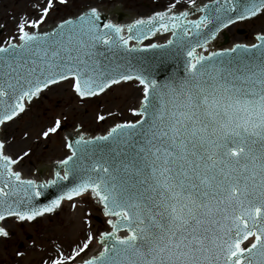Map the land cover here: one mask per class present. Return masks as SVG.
Instances as JSON below:
<instances>
[{"label":"snow or ice","instance_id":"obj_1","mask_svg":"<svg viewBox=\"0 0 264 264\" xmlns=\"http://www.w3.org/2000/svg\"><path fill=\"white\" fill-rule=\"evenodd\" d=\"M187 2L203 14L174 12L177 0L121 24L80 4L45 30L57 5L69 9L77 0H36L31 15L16 19V36L0 43V125L61 82L71 81L80 102L122 83L141 86L131 118L103 134L65 138L70 154L55 162L50 179H23L13 165L31 149L13 158L0 139V222H35L65 198L90 196L110 226L94 234L89 225L68 254L58 247L41 264H264V29L254 43L207 51L222 29L264 15V0ZM169 31L166 44L141 45ZM173 46L185 56L184 70L163 80L155 78L163 60L134 55L160 49L164 56ZM62 123L54 118L40 135L49 138ZM61 181L72 186L64 190ZM51 185L62 194L40 204ZM9 237L0 226V238Z\"/></svg>","mask_w":264,"mask_h":264},{"label":"rangeland","instance_id":"obj_2","mask_svg":"<svg viewBox=\"0 0 264 264\" xmlns=\"http://www.w3.org/2000/svg\"><path fill=\"white\" fill-rule=\"evenodd\" d=\"M199 1L204 0H197ZM35 2L36 0H0V43L16 36V19L21 15H31ZM173 2L177 0H77V4L69 9L57 5L58 11L52 14L49 23L66 17L69 12L75 13L80 4H92L100 9L120 5L129 16L140 18L154 11L164 10ZM186 6H189L187 0H178L177 9ZM241 28L245 30L242 34L238 33ZM262 29L264 15L232 24L226 31L229 37L227 43L252 41L254 35ZM140 87L137 82L122 83L98 97L80 102L71 89V81L50 86L43 90L38 98L27 103L26 111L18 119L0 127V139L7 142L5 152L16 158L18 154L31 149L29 156L18 161L15 167L23 176L37 177V168L67 155L64 131L78 128L85 134H99L114 121L131 118L128 110L136 103ZM108 113H111V116ZM97 115H105V121H97ZM56 117L62 118V128L49 138H43L40 135L41 129ZM25 132L28 133L27 137ZM49 171L48 167H45L43 173ZM73 203L77 204V208L71 207ZM83 220L88 223H83ZM106 220L100 207L94 204L90 196L74 197L72 201L65 200L59 210L45 214L35 222L22 224L12 218H6V221L0 223L9 230L10 237L0 238V264H41V260L53 255L58 247L68 254L77 241H82L89 225L91 231L98 234V231L106 230ZM96 245L97 240L91 247ZM18 251L23 255L17 256Z\"/></svg>","mask_w":264,"mask_h":264},{"label":"water","instance_id":"obj_3","mask_svg":"<svg viewBox=\"0 0 264 264\" xmlns=\"http://www.w3.org/2000/svg\"><path fill=\"white\" fill-rule=\"evenodd\" d=\"M221 2H222V0H221ZM205 3H209V0H205V1H202V2H197V5L198 6H202ZM186 8L190 11V15L188 17L189 19H196L200 15L203 14V13L196 12L195 9H192L191 8V6H189V7L186 6ZM186 8H183V9H180V10H185ZM167 9L168 8H165L164 10H160V11H166ZM173 11L175 12V11H177V9H175ZM125 16H126V12L120 11L119 6L116 5V6H113V7L109 8L107 11H103V17L102 18L103 19L115 20V22H118V23H121V24L129 23V22H131L132 19H134V18H131L129 21H126V20H124V17ZM147 16H144L142 18H147ZM252 19H255V18H252ZM252 19H248V20H245V21H249V20H252ZM57 22H59V21H57ZM241 22H243V21H241ZM241 22L237 21L234 24L241 23ZM42 27H44V25ZM50 27L51 26H48L47 28H45V30L50 29ZM228 27H230V25ZM0 29H2V28H0ZM1 31L2 30H0V33H1ZM242 32H243V29L242 30H238V33L242 34ZM165 33L168 34L167 38L165 39V42H161V43H158V44H166V42H167L168 39H172V36H171V32L170 31L169 32H157L156 34H161V35L163 34L164 35ZM124 34L125 35L127 34L126 30H125V33ZM218 34H221L222 35V37H223L222 43L223 44H225V43H227L229 41V37L225 33L224 29H222ZM218 34H217V36H218ZM152 37L153 36H149L146 40L142 41L141 42V45L143 46L144 44H147L146 41L148 39L152 38ZM156 39H160V37L159 36H155L153 39H151V41H154ZM215 40L209 41V45H208L207 48H209V47H211V48L212 47H217V45L220 44V42H221L220 40H218V41H215ZM213 41H215V44H212ZM254 42H256V41L254 40L253 43ZM133 43H136V41H130V45L133 44ZM154 43H157V42H154ZM237 43H239V42H236V43L231 44V47L233 45L237 44ZM241 44H245V43L242 42ZM222 49H224V48L216 49V50H213V51H219V50H222ZM197 51L198 52H202L203 49H197ZM134 55H137V56L142 57L145 62H151V63H154V64H159V62L161 60H163V65H161V66L164 68V71H162V72L157 71V73L155 75V78H157V79L163 80L165 78V76H167L170 72H176L177 74H182L183 73L185 56L183 54L177 53L175 51V46H173L172 49L168 50V54L167 55H164V56L161 55V50L160 49H147L146 51H143L141 53L134 54ZM75 129H77V128H74V132H72V131L71 132L65 131V138L67 137L69 140H72V141L78 139L79 138L78 135H77L78 129L77 130H75ZM88 135L89 134H85V136H88ZM5 154H7V153H5ZM68 154H70L69 149H68ZM63 157H61V158H63ZM57 160H59V159H57ZM55 162L56 161H53L52 164H51V166H52V173L56 169V163ZM44 167L45 166L43 165V166H40V168H37L36 169L37 177H40V174H43ZM22 178L23 179H33V178H26V177H22ZM50 178H52V175H51ZM50 178H48V179H50ZM70 180H71V178H70ZM38 181L42 182L43 179L42 178H39ZM60 183L66 186L64 190H66L67 188H69V187L72 186V184H71L70 181H61ZM41 191H42L43 195L41 197L36 198L37 201L40 204H46L49 201H51L52 199H55L58 195H61L62 194V191L60 189H58V187L56 185H51V186H49L47 188L41 189ZM65 199H67V198H65ZM93 201H94V204L97 205L96 202H95V200H93ZM53 212H55V211H53ZM102 213H103V211H102ZM108 229L110 230V226H109ZM121 233H120L121 235H124V234H126V231L124 229H122L121 230ZM77 264H79V262H77Z\"/></svg>","mask_w":264,"mask_h":264},{"label":"bare ground","instance_id":"obj_4","mask_svg":"<svg viewBox=\"0 0 264 264\" xmlns=\"http://www.w3.org/2000/svg\"><path fill=\"white\" fill-rule=\"evenodd\" d=\"M111 7H113V6H109L108 8H106L107 10L109 9V8H111ZM106 9H100L102 12L103 11H105ZM119 9H120V11H122V12H126V16L124 17V20H126V21H129L130 19H131V17H133V16H129V13L126 11V10H124V9H122L120 6H119ZM260 33V32H259ZM217 46H219V45H217ZM72 132H74V130H72ZM78 132H81V131H79L78 130ZM84 133V132H83ZM45 167H48V169L50 170L51 169V166L49 165V166H46V165H44ZM44 167V168H45ZM15 170H17V167H15ZM48 172H46V173H43L42 175H46ZM49 177H51L50 175H49ZM49 177H47V176H45V177H43L42 179H48ZM31 178H33V177H31ZM34 179H36V180H39V177H34ZM1 226H3V224H1ZM98 246H99V244L98 245H96L94 248H92L93 250H97L98 249ZM92 253H89V255H91Z\"/></svg>","mask_w":264,"mask_h":264}]
</instances>
